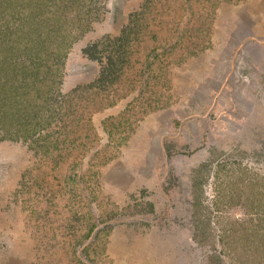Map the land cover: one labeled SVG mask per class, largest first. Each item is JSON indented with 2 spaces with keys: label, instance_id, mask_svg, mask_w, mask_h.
Masks as SVG:
<instances>
[{
  "label": "rangeland",
  "instance_id": "obj_1",
  "mask_svg": "<svg viewBox=\"0 0 264 264\" xmlns=\"http://www.w3.org/2000/svg\"><path fill=\"white\" fill-rule=\"evenodd\" d=\"M144 2L105 1L72 46L74 126L0 140V264H264V0H208L205 50L92 85L84 47Z\"/></svg>",
  "mask_w": 264,
  "mask_h": 264
},
{
  "label": "trees",
  "instance_id": "obj_2",
  "mask_svg": "<svg viewBox=\"0 0 264 264\" xmlns=\"http://www.w3.org/2000/svg\"><path fill=\"white\" fill-rule=\"evenodd\" d=\"M105 1L0 0V140H27L29 133L51 137L47 129L54 119L72 121L64 126H74L73 99L85 85L62 92V73L72 46L101 19ZM206 1L145 0L120 34H107L84 47L87 57L103 65L91 84L117 85L122 82L123 68L133 74L140 59L143 66L152 68L153 77L154 71L161 74L171 63L180 64L205 50L204 25L213 14L209 6H201ZM185 15L189 21L182 31L184 37L172 42L180 30L168 24L184 20ZM150 40L152 45L147 44ZM151 79L144 80V86Z\"/></svg>",
  "mask_w": 264,
  "mask_h": 264
}]
</instances>
